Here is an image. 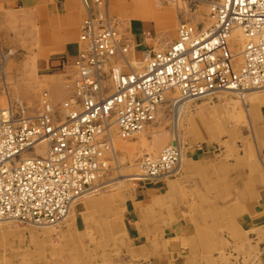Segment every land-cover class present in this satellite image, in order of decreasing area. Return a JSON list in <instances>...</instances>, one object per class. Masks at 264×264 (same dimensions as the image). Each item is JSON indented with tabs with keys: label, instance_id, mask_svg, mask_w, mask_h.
<instances>
[{
	"label": "built area",
	"instance_id": "1",
	"mask_svg": "<svg viewBox=\"0 0 264 264\" xmlns=\"http://www.w3.org/2000/svg\"><path fill=\"white\" fill-rule=\"evenodd\" d=\"M84 2L81 46L58 66L71 79L69 96L54 103L44 91L32 115L11 102L0 105V220L62 222L80 198L108 184L117 163L112 129L123 138L141 131L168 91L178 92L173 101L179 103L220 91L264 89V0H212L208 23L179 22L173 41L141 50L135 63L127 54L132 41L108 0ZM235 29L244 38L239 64L231 46ZM5 56L0 48V68ZM181 156L178 143L145 153L131 178L170 176Z\"/></svg>",
	"mask_w": 264,
	"mask_h": 264
},
{
	"label": "crops",
	"instance_id": "2",
	"mask_svg": "<svg viewBox=\"0 0 264 264\" xmlns=\"http://www.w3.org/2000/svg\"><path fill=\"white\" fill-rule=\"evenodd\" d=\"M150 4L108 0L110 13L123 22L139 51L155 45L153 18L159 15ZM87 12L84 0H0L6 33L23 34L21 40L9 37L8 43L30 50L38 71L59 70L61 59L73 58ZM172 35L173 30L161 36L160 46H167ZM55 88L50 86L52 92ZM250 96L239 114L246 124L240 117L222 143L211 133L191 137L171 176L138 179L123 195L87 197L73 205L74 213L83 203L87 212L93 199L96 205L119 202L123 208L122 221H95L102 228L95 227L101 233L93 239L89 264H108L109 256L117 254L120 264H264V92ZM229 134L239 135L238 142H227ZM67 222L58 227V243L47 237L46 264H66V258L88 263L90 237L83 233L90 221ZM103 250L116 254L105 258Z\"/></svg>",
	"mask_w": 264,
	"mask_h": 264
},
{
	"label": "rangeland",
	"instance_id": "3",
	"mask_svg": "<svg viewBox=\"0 0 264 264\" xmlns=\"http://www.w3.org/2000/svg\"><path fill=\"white\" fill-rule=\"evenodd\" d=\"M210 1L212 0H151L152 12L159 15V18H153L157 31L154 48H163L164 46H160L161 36H165L167 32H172V30L171 41H173L177 37V28L181 21H188L197 25L208 23ZM3 23L5 25L0 23V48L6 56L5 63L0 68L3 79L2 81L0 79V85L3 90L0 95V105L5 106L11 102L13 107L22 112V114L32 115L37 113L41 94L44 91L50 94L54 103H59L66 99L70 94L69 87L72 85L70 77L60 69L36 70L32 52L24 48H17L14 44H9L7 41L9 37L12 39L18 37L21 40L23 34L19 33L16 35L13 32L7 34L6 23ZM10 26L9 29L11 31L14 30ZM123 32L130 37L128 29L123 28ZM127 54L130 60L135 63L139 61L141 51L138 48H134L132 43V47ZM118 64L121 67L125 66L122 61H119ZM49 85L56 87L55 92L51 91ZM253 90H256L255 93L258 90H262V93L264 92V89ZM173 95L177 96L178 92L176 90L167 92V99L159 106L155 118L141 131L128 138H123L114 128L112 129L113 141L117 143L113 144L117 153L116 168L106 178L108 184L105 187L83 196L78 201L81 199L84 201L87 197H111L114 194L113 192H120L123 195V192L129 191L133 187L132 182L138 181V179L131 177H134V174L139 172L137 161L145 153L158 154L164 147L178 142L184 154L185 146L188 145L191 137L195 138L197 134L201 135V133H211L215 135L217 141L221 142L224 134H228L229 129H237L241 117L239 115L242 111L241 106H246V102L251 98L249 94H245V104L242 105L238 93L220 91L211 96L177 103L179 110L178 114L174 115L169 98ZM242 117L241 120L246 124L244 114ZM229 138L235 144L238 142L239 135L229 134L227 142ZM119 176H124L123 180L120 181L118 179ZM95 205H90L86 212V206L83 203L81 207L78 206L75 213L71 211L62 222L54 225L19 223L9 219L0 220V264H46L45 241L47 237L49 236V241L58 243L56 237L59 233L58 227L63 224L66 225L70 219H73V221H90L89 227L83 233L87 235V238L90 237L88 242V247H90L88 253H86L87 255L85 254L87 260H89L87 264H89L91 259L94 260V257H91V249L95 246L93 239L97 233H101L95 228L97 227L95 221L104 219L106 221H122L123 219L121 203L102 201ZM97 228H102V225L100 224ZM45 229L46 232H44ZM91 237H93V241H91ZM112 250L109 253L103 250L101 256L116 254ZM68 255L69 253L66 254V256ZM57 257H55V260H61V263H63L64 258L58 259ZM109 257H112L110 258L111 264H114V262L115 264L121 263L118 254ZM66 264H79V262L75 259L66 258Z\"/></svg>",
	"mask_w": 264,
	"mask_h": 264
},
{
	"label": "bare ground",
	"instance_id": "4",
	"mask_svg": "<svg viewBox=\"0 0 264 264\" xmlns=\"http://www.w3.org/2000/svg\"><path fill=\"white\" fill-rule=\"evenodd\" d=\"M149 1H151V0H149ZM136 16H138V15H136ZM243 41H244V38H243V35H242V32L239 30V29H235L234 31H233V33H232V38H231V46H232V48H233V50H234V52L237 54L236 55V64H239L240 62H241V56H240V54H239V52H240V48H241V46H242V44H243ZM1 79H2V76H1ZM3 80V79H2ZM172 91V90H171ZM169 92V91H168ZM256 92V90H250V91H246V92H243V93H238V97H239V99H240V102L242 103V105H244L245 104V100H244V97H245V94H252V93H255ZM237 93V92H236ZM172 95V94H171ZM174 97H176V96H171V97H169L170 98V102L172 103V113H174V115L175 114H178V110H179V108H178V105H177V103H175L174 101H173V99H174ZM189 100H192V99H188V100H185V101H189ZM243 108L245 109V105L243 106ZM172 115V114H171ZM173 115V116H174ZM178 123V122H177ZM175 124V123H174ZM178 125V124H177ZM175 127V126H174ZM140 138V137H139ZM164 138V137H163ZM166 139V138H165ZM140 140V139H139ZM176 140V139H175ZM121 141V140H120ZM119 141V142H120ZM177 141V140H176ZM140 142V141H139ZM178 143V142H177ZM113 144H117V143H114V141H113ZM133 145V144H132ZM39 150V153H43L44 152V147H41V148H39L38 149ZM129 151H130V149H129ZM182 157V156H181ZM181 160V159H180ZM179 164H180V162L178 163V165H177V167H176V169H175V171L178 169V167H179ZM135 175V174H134ZM131 177V176H130ZM123 178H124V176H119V180L121 181V180H123ZM84 196H86V195H84ZM175 198V197H174ZM89 202H90V205H92V204H96L97 203V201H95L94 199L93 200H89ZM75 222V221H74ZM164 226V225H163ZM152 250V249H151Z\"/></svg>",
	"mask_w": 264,
	"mask_h": 264
}]
</instances>
